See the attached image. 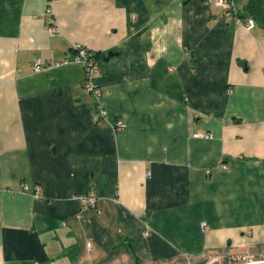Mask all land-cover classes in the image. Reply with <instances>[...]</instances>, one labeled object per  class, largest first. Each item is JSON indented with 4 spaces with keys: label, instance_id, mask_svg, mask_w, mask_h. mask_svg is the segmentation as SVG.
<instances>
[{
    "label": "crops",
    "instance_id": "0c3cea01",
    "mask_svg": "<svg viewBox=\"0 0 264 264\" xmlns=\"http://www.w3.org/2000/svg\"><path fill=\"white\" fill-rule=\"evenodd\" d=\"M237 11L252 30L205 0H0V264L264 255V0Z\"/></svg>",
    "mask_w": 264,
    "mask_h": 264
},
{
    "label": "built area",
    "instance_id": "2783aa9c",
    "mask_svg": "<svg viewBox=\"0 0 264 264\" xmlns=\"http://www.w3.org/2000/svg\"><path fill=\"white\" fill-rule=\"evenodd\" d=\"M205 5L216 6L222 9V13L219 19L232 20L236 24L243 25L246 29L252 30L256 22L253 18H244L237 11V0H205ZM53 10L48 8L46 15L51 16ZM50 33H57L59 31L58 26L53 22L52 26L48 27ZM75 56L73 62L80 64L84 70L83 88L87 94H90L96 98L99 103V109L97 114L92 117L94 125L99 126L107 121L108 115L103 106L101 100L103 96L102 89L96 84V79L100 72V63L95 58V53L86 47L76 44L74 46ZM69 60H63L55 62L53 64L44 65L40 60L35 64L34 71L41 72L47 68L60 67L69 64ZM126 123L124 120L119 119L112 125L113 130L116 133H123L126 130ZM202 138L210 139V134L199 135ZM36 190H39V186H35ZM24 192H31L32 188L29 185H24ZM83 206L88 208H97L99 199L94 194L78 196L76 198ZM264 262V255L256 256L252 254L247 255H229L223 257L208 256L205 264H257Z\"/></svg>",
    "mask_w": 264,
    "mask_h": 264
},
{
    "label": "water",
    "instance_id": "95a60500",
    "mask_svg": "<svg viewBox=\"0 0 264 264\" xmlns=\"http://www.w3.org/2000/svg\"><path fill=\"white\" fill-rule=\"evenodd\" d=\"M117 55H118L117 53L109 52V54L107 55V57L105 58L104 61H108L110 58L117 56ZM257 264H264V262L263 263H257Z\"/></svg>",
    "mask_w": 264,
    "mask_h": 264
},
{
    "label": "trees",
    "instance_id": "16d2710c",
    "mask_svg": "<svg viewBox=\"0 0 264 264\" xmlns=\"http://www.w3.org/2000/svg\"><path fill=\"white\" fill-rule=\"evenodd\" d=\"M93 52V51H92ZM95 53V52H94ZM95 58L97 59V61L100 63V61H99V56H98V54L97 53H95Z\"/></svg>",
    "mask_w": 264,
    "mask_h": 264
}]
</instances>
